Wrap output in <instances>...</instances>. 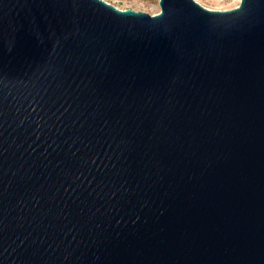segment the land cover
Instances as JSON below:
<instances>
[{
    "label": "water",
    "instance_id": "water-1",
    "mask_svg": "<svg viewBox=\"0 0 264 264\" xmlns=\"http://www.w3.org/2000/svg\"><path fill=\"white\" fill-rule=\"evenodd\" d=\"M0 0V264H264V0Z\"/></svg>",
    "mask_w": 264,
    "mask_h": 264
},
{
    "label": "rangeland",
    "instance_id": "rangeland-1",
    "mask_svg": "<svg viewBox=\"0 0 264 264\" xmlns=\"http://www.w3.org/2000/svg\"><path fill=\"white\" fill-rule=\"evenodd\" d=\"M119 10H134L151 16L161 12L160 0H104ZM201 6L213 11H230L240 5V0H195Z\"/></svg>",
    "mask_w": 264,
    "mask_h": 264
},
{
    "label": "built area",
    "instance_id": "built-area-1",
    "mask_svg": "<svg viewBox=\"0 0 264 264\" xmlns=\"http://www.w3.org/2000/svg\"><path fill=\"white\" fill-rule=\"evenodd\" d=\"M240 2H241V0H240Z\"/></svg>",
    "mask_w": 264,
    "mask_h": 264
}]
</instances>
